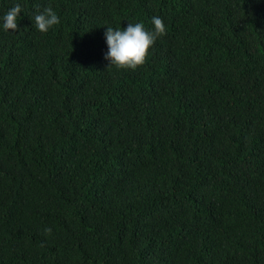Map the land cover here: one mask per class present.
<instances>
[{
  "label": "trees",
  "instance_id": "16d2710c",
  "mask_svg": "<svg viewBox=\"0 0 264 264\" xmlns=\"http://www.w3.org/2000/svg\"><path fill=\"white\" fill-rule=\"evenodd\" d=\"M0 264H264V0H0ZM50 6L60 23L38 31ZM162 17L135 70L107 26ZM51 228V232H46Z\"/></svg>",
  "mask_w": 264,
  "mask_h": 264
},
{
  "label": "clouds",
  "instance_id": "9594fccd",
  "mask_svg": "<svg viewBox=\"0 0 264 264\" xmlns=\"http://www.w3.org/2000/svg\"><path fill=\"white\" fill-rule=\"evenodd\" d=\"M21 12V4L15 3L0 16V27L5 31L17 30L19 27L18 17ZM31 20L40 32H47L60 23V17L50 6L38 10ZM151 23L153 25L151 29L146 28L142 21L129 22L125 27H106L104 38L107 51L104 53V59L109 66L135 70L145 63L151 47L166 32V25L162 17L153 16ZM45 231L51 232V228H46Z\"/></svg>",
  "mask_w": 264,
  "mask_h": 264
}]
</instances>
